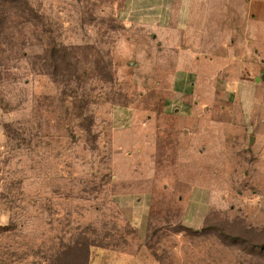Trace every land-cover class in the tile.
<instances>
[{
	"label": "rangeland",
	"instance_id": "obj_1",
	"mask_svg": "<svg viewBox=\"0 0 264 264\" xmlns=\"http://www.w3.org/2000/svg\"><path fill=\"white\" fill-rule=\"evenodd\" d=\"M124 6L0 0V264H264V90Z\"/></svg>",
	"mask_w": 264,
	"mask_h": 264
},
{
	"label": "crops",
	"instance_id": "obj_2",
	"mask_svg": "<svg viewBox=\"0 0 264 264\" xmlns=\"http://www.w3.org/2000/svg\"><path fill=\"white\" fill-rule=\"evenodd\" d=\"M124 7L130 20L139 22L158 41L172 43L176 51L210 50L212 44L226 43L235 51L236 60L241 61L237 68L238 88L250 85L264 90V2L125 0ZM202 44L205 46L200 48ZM196 60L180 58V70L199 74ZM245 96L248 100L254 98L251 94Z\"/></svg>",
	"mask_w": 264,
	"mask_h": 264
},
{
	"label": "water",
	"instance_id": "obj_3",
	"mask_svg": "<svg viewBox=\"0 0 264 264\" xmlns=\"http://www.w3.org/2000/svg\"><path fill=\"white\" fill-rule=\"evenodd\" d=\"M263 79H264V76H263ZM255 139H256V138H255L254 136L251 137L250 142H251V143H254Z\"/></svg>",
	"mask_w": 264,
	"mask_h": 264
},
{
	"label": "built area",
	"instance_id": "obj_4",
	"mask_svg": "<svg viewBox=\"0 0 264 264\" xmlns=\"http://www.w3.org/2000/svg\"><path fill=\"white\" fill-rule=\"evenodd\" d=\"M257 1H261V2H264V0H257Z\"/></svg>",
	"mask_w": 264,
	"mask_h": 264
}]
</instances>
